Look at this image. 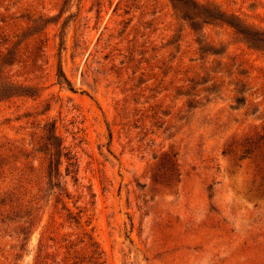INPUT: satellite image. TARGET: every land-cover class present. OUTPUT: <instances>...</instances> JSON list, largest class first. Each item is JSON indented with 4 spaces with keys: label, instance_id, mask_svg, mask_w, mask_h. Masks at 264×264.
Instances as JSON below:
<instances>
[{
    "label": "rangeland",
    "instance_id": "1",
    "mask_svg": "<svg viewBox=\"0 0 264 264\" xmlns=\"http://www.w3.org/2000/svg\"><path fill=\"white\" fill-rule=\"evenodd\" d=\"M189 1L0 0V51L45 46L38 67L22 56L8 72L22 96L0 103V154L21 143L27 158L0 168V199L25 162L19 195L35 191L47 121L79 160L18 260L15 224L0 223V264H32L40 237L45 264H86L84 232L105 264H264V43L207 17L264 40V0ZM58 56L75 92L56 83ZM63 205L84 210L78 225Z\"/></svg>",
    "mask_w": 264,
    "mask_h": 264
},
{
    "label": "trees",
    "instance_id": "2",
    "mask_svg": "<svg viewBox=\"0 0 264 264\" xmlns=\"http://www.w3.org/2000/svg\"><path fill=\"white\" fill-rule=\"evenodd\" d=\"M177 4L189 7L194 9V5L190 3L189 0H172ZM209 20H218L224 22L229 27L233 28L236 32L245 35L248 39L254 42L264 43V40L255 38L253 35L245 32L244 30H240L238 24H234L233 22H226L221 20L220 18H216L210 14L207 15ZM203 24H209V22L202 21ZM193 29V27H192ZM59 40H62V37L59 36ZM3 41H6V38L3 37ZM44 43L41 41L38 42L37 46H34L32 50L23 51L19 53V59L15 60V54L12 51L4 50L0 51V103L8 101L13 97L22 96V94H17V89L21 88L22 84L18 83V81L11 78L8 75V72L12 69L13 66L20 64L21 57L26 56L31 60V65L34 67H38L37 62H39L44 55ZM28 54V56L26 55ZM59 54V52L57 53ZM5 69H7L5 71ZM55 80L59 85H64L71 92H75L72 88L70 81L65 77L60 64V59L58 56L56 62V70H55ZM4 72V74H3ZM79 131V130H78ZM76 131V133L78 132ZM33 136L30 137V139ZM257 140L262 144V152L261 158L264 162V132L257 136ZM80 142V141H79ZM32 145H36L35 152L36 154H40L42 157V166L39 171H37L38 176H40L39 182L35 186V191L30 193L28 199H23L20 197V191H23L25 195V189H23V181H26L28 176L32 175L35 172L34 167L30 164V162L21 163L19 168L15 167L14 170L18 173V191L10 192L0 199V216H3L0 220L1 224L14 223L15 224V238L17 244L14 245L12 250L14 251L12 261L18 260V252H21L22 247L27 243L29 236L36 229L39 224L41 214H42V205L40 201H42L45 196V206H47V202L49 197H54V206L60 203L61 198L65 197L66 199H70L69 194L66 192V178H70L73 182H77L78 180V170H79V160L77 156V152L74 150V147L71 145H65L64 140L57 134L55 123L51 121H47L40 128V134L36 137V140ZM255 144L252 142H246L239 149V159L250 157L254 151ZM5 154H0V168L3 165H7V159L16 162L17 156H23L27 158V155H24L23 145L21 143H13L8 142L5 147ZM227 153L224 149L222 150V154ZM34 158H32L33 160ZM6 161V163L4 162ZM64 163L63 174H61L60 166ZM171 168L170 172H173L174 168L172 166L174 163L170 162ZM2 170H0L1 172ZM39 185V186H37ZM6 198V199H5ZM61 209H65L66 220L70 222H74L75 224H79L84 213V210L80 209L73 214L70 212L65 205L62 206ZM12 216V217H11ZM88 225V222H87ZM83 235L87 238V248H89V254L86 259V264H105L102 252L98 249V247L91 241V237L87 232H84ZM10 236V235H9ZM41 237L39 238L36 253L33 256L32 264H45V261L48 259V254L45 252V247L42 245ZM70 249V247H68ZM69 251L67 250L66 256H64L61 263H65L66 260L70 259ZM57 264V263H56Z\"/></svg>",
    "mask_w": 264,
    "mask_h": 264
}]
</instances>
